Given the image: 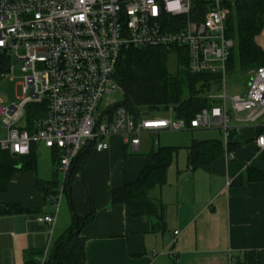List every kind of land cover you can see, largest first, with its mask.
Instances as JSON below:
<instances>
[{
	"label": "built area",
	"instance_id": "built-area-1",
	"mask_svg": "<svg viewBox=\"0 0 264 264\" xmlns=\"http://www.w3.org/2000/svg\"><path fill=\"white\" fill-rule=\"evenodd\" d=\"M237 1L179 0L175 8L176 0H0V60L7 68L0 76L10 77L17 64L25 74L18 102L6 107L0 101V151L21 157L30 155L34 145L57 150L64 175L60 193L50 198L56 212L39 218L40 223L54 227L80 155L89 148L108 151L109 138L121 137L138 153L146 133L220 128L229 143L237 130L230 127L233 118L255 124L264 116V66L247 73L244 95L230 96L226 90L235 47L227 38L226 22ZM148 47L184 49L192 75L220 76L223 91L210 95L218 103L189 122L171 112L169 117L135 119L114 98L124 96L116 74L131 50ZM30 105L47 110L34 132L27 122L20 126ZM257 144L264 151V135ZM47 260L48 252L41 264Z\"/></svg>",
	"mask_w": 264,
	"mask_h": 264
},
{
	"label": "crops",
	"instance_id": "crops-1",
	"mask_svg": "<svg viewBox=\"0 0 264 264\" xmlns=\"http://www.w3.org/2000/svg\"><path fill=\"white\" fill-rule=\"evenodd\" d=\"M230 124L237 130L229 143L218 134L201 137L208 140L194 137L185 147H161L153 141L142 154L141 138L138 154L115 136L108 139V151L86 153L64 190L79 216L95 214L81 234L86 240L85 264H264V151L257 144L264 135V116L255 124H241L235 118ZM194 141L221 142L223 153L209 170L189 166L188 148ZM159 148L176 150L167 183L151 195L164 207L161 231L153 229L156 218L128 217L125 206L111 199L113 191L139 179L147 157ZM182 149L187 153L183 164L173 166ZM38 169L39 165L36 171L17 172L9 191L0 193L1 208L20 205L28 210L0 215V264H41L72 222L66 210L60 213L61 203L54 227L38 221L56 212L40 186L61 173L54 166L42 176ZM241 176L243 183L235 184Z\"/></svg>",
	"mask_w": 264,
	"mask_h": 264
},
{
	"label": "trees",
	"instance_id": "trees-1",
	"mask_svg": "<svg viewBox=\"0 0 264 264\" xmlns=\"http://www.w3.org/2000/svg\"><path fill=\"white\" fill-rule=\"evenodd\" d=\"M227 38L233 40L235 47L228 60V73L247 74L250 70L264 66V48L257 38L264 31V0H239L230 6L226 22ZM178 56L179 67L176 73L168 69L169 56ZM189 62L184 49L142 48L131 50L121 61L116 77L124 90L123 105L135 119L156 116L171 112L175 119L190 121L217 101L209 99L211 89L222 83L220 76L209 74L192 75L188 70ZM6 65L0 60V73L6 72ZM45 105H30L27 108L26 122L31 132L36 123L46 117ZM38 146H33L28 156L16 157L0 151V193L9 191L14 175L19 171H36L38 166ZM82 153L71 173L78 170L80 163L90 152ZM189 166L192 170H209L211 164L223 153L221 142L194 141L188 148ZM175 149L159 148L147 157V164L139 177L123 189L111 193L112 203L124 205L128 217L156 218L154 230H164V207L151 195L157 188L167 183L168 169L173 160ZM55 170L59 165V154L52 150ZM264 157V155H263ZM57 177V176H56ZM69 179V177H68ZM239 177L235 184H242ZM68 188V180L65 184ZM58 181L40 186L45 198L57 196ZM68 191V190H67ZM66 191V192H67ZM71 200V199H70ZM73 225L62 236L52 250L45 264H85V243L81 236L85 226L94 220V212L87 217L79 216L72 203ZM28 210L20 205L0 207V215L22 214Z\"/></svg>",
	"mask_w": 264,
	"mask_h": 264
},
{
	"label": "rangeland",
	"instance_id": "rangeland-1",
	"mask_svg": "<svg viewBox=\"0 0 264 264\" xmlns=\"http://www.w3.org/2000/svg\"><path fill=\"white\" fill-rule=\"evenodd\" d=\"M264 41V31L259 36L258 42ZM179 59L178 56L174 53H172L169 56V62H168V69L171 73H176L179 67ZM16 60H14L13 65H15ZM10 77L2 80V77L0 76V101L3 102V105L6 107H10L13 104H16L18 100L22 97V88L20 86L21 82L23 81V77L25 74L22 71V64H17L13 70V74L9 75ZM13 77V79H12ZM249 82V76L247 74H242L239 72L235 73H228L227 79H226V90L230 96H236V95H244V92L246 91L247 85ZM223 91V85L220 84L219 87H214L211 89L210 95L213 96H219L220 93ZM118 102H123L125 97L117 94L114 97ZM167 114V113H166ZM166 114H158L156 116H162L164 117ZM26 120L21 122L20 126H25ZM231 125V124H230ZM218 134L219 138L224 137V132L220 129L216 130H188V131H182V132H162L158 136L157 134L149 135V134H143L142 135V154L147 151V149H151L152 142H158V145L160 143L161 147H185L189 145L192 141V139L195 137L196 139H205L208 140L210 138H201L206 135H213ZM158 140V141H157ZM139 154V153H138ZM186 151L185 149H182L179 151L178 157L173 163L175 166L177 162L180 164H183V158L186 157ZM180 159L178 160V158ZM38 165H39V172L40 175L44 176L45 174L49 173V171L53 172L54 164L52 161V154L51 151L45 149L44 147H40L38 150ZM56 180L58 181L59 187L57 188V192L60 193L61 186L64 181V175L62 173L57 172ZM154 192V196H155ZM48 206L50 207V204L47 202ZM68 213L70 218H72V222L69 224L68 230L63 232L62 236H64L72 227L73 225V210L70 204V200L68 197V194L65 193L63 196V199L61 201V210L60 213L64 212ZM62 238V237H61ZM55 243V242H54Z\"/></svg>",
	"mask_w": 264,
	"mask_h": 264
},
{
	"label": "clouds",
	"instance_id": "clouds-1",
	"mask_svg": "<svg viewBox=\"0 0 264 264\" xmlns=\"http://www.w3.org/2000/svg\"><path fill=\"white\" fill-rule=\"evenodd\" d=\"M175 8H179V0H176V3L173 5Z\"/></svg>",
	"mask_w": 264,
	"mask_h": 264
}]
</instances>
